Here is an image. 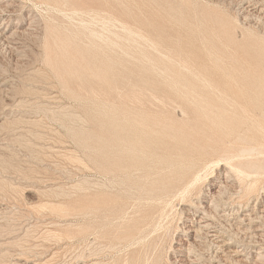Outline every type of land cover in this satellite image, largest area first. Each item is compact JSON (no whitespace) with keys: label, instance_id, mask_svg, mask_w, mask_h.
I'll list each match as a JSON object with an SVG mask.
<instances>
[{"label":"rangeland","instance_id":"rangeland-1","mask_svg":"<svg viewBox=\"0 0 264 264\" xmlns=\"http://www.w3.org/2000/svg\"><path fill=\"white\" fill-rule=\"evenodd\" d=\"M67 1L0 0V264H264V0Z\"/></svg>","mask_w":264,"mask_h":264},{"label":"bare ground","instance_id":"bare-ground-1","mask_svg":"<svg viewBox=\"0 0 264 264\" xmlns=\"http://www.w3.org/2000/svg\"><path fill=\"white\" fill-rule=\"evenodd\" d=\"M64 2H65V5H68V1L67 0H63ZM261 1V0H260ZM13 2V1H12ZM17 2V1H16ZM1 3V2H0ZM8 3V2H7ZM6 3V4H7ZM18 3V2H17ZM16 3V4H17ZM261 3H263V2H261ZM19 4V3H18ZM8 5V4H7ZM262 5H264V4H262ZM1 7V6H0ZM2 8H4V7H2ZM260 9V8H259ZM262 9V8H261ZM4 10V9H3ZM2 9H1V11L0 12H2L3 11ZM5 12V11H4ZM11 12V11H10ZM30 12V11H29ZM57 13V12H56ZM76 14H78L77 12H75ZM2 15V14H1ZM9 15V14H8ZM6 19V18H5ZM13 20V19H12ZM104 20V19H103ZM103 20H101V21H103ZM263 20V19H262ZM5 21H7V20H5ZM117 21V22H116ZM10 22V21H9ZM104 22H108V23H111V24H113V25H116V23L120 26V28L122 29V31L123 32H125V33H127V35L128 36H131L132 34H135V32H133V31H131V28L129 27V25H127L126 23H124L123 21H120V20H104ZM108 24H104L103 26L104 27H106ZM243 25V24H242ZM12 26V25H11ZM264 26V25H263ZM3 27H2V25L0 26V31H1V33H0V35H6L5 33H6V30H7V26H6V28L4 27V29H2ZM13 28V27H12ZM12 30V29H11ZM15 30V29H14ZM27 30V29H26ZM17 31V30H16ZM105 31V30H104ZM104 31H97V30H92V35H93V37L95 38V39H99V40H101V41H103V40H106V41H108V42H110V43H116V44H118V40H115L114 38H111L108 34L107 35H105V32ZM8 32V31H7ZM28 32V31H27ZM17 34V33H16ZM115 34V33H114ZM13 35V34H12ZM11 35V36H12ZM25 35V34H24ZM8 37V36H7ZM6 37V38H7ZM115 37H118L119 39H121L122 38V36L121 35H116ZM105 38V39H104ZM15 39H17V38H15ZM2 40V39H1ZM5 40V39H4ZM10 41V40H9ZM9 41H7V42H9ZM7 42H5V43H7ZM3 43V42H2ZM11 43V42H10ZM13 43V42H12ZM9 45V44H8ZM13 47V46H12ZM14 49V48H13ZM110 75V74H109ZM106 76V75H105ZM178 114V113H177ZM179 116V115H178ZM174 118V117H173ZM186 128V127H185ZM187 135H189V134H187ZM128 144V146L129 147H131V148H133V150H134V152H135V150H141L142 148H140L139 147V145H140V143H139V140L136 142L135 141V139H132V140H129V142L127 143ZM125 146H126V144H125ZM127 147V146H126ZM186 149V148H185ZM255 149L254 148H250V149H248L246 152L247 153H249V154H251V153H253V151H254ZM109 160V159H108ZM186 160H187V158H186ZM172 161L173 162H171V164L170 165H184V160L182 159L179 163H177L178 161H176L175 159H172ZM191 163V162H190ZM221 164V163H220ZM107 166V165H106ZM219 166V165H218ZM222 166V165H221ZM222 168V167H221ZM208 170V169H207ZM213 170V169H212ZM221 170V169H220ZM228 170V169H227ZM238 172V171H237ZM226 174V173H225ZM239 174V173H238ZM201 175V174H200ZM228 175H230V174H228ZM228 175H226V176H228ZM223 176V175H222ZM222 176H221V178H222ZM111 177H113V176H111ZM199 179V175H196L195 177H193L192 179H190L189 180V183L186 185V187H187V189L188 188H191L192 186H193V184L197 181ZM218 179V178H217ZM93 180V179H92ZM229 180V179H228ZM200 181V180H199ZM222 181V180H221ZM81 182V181H80ZM230 182V181H229ZM253 182H254V180H253ZM198 183V182H197ZM235 183V182H234ZM250 183V182H249ZM248 183V184H249ZM217 184V183H216ZM225 185H226V183H224ZM237 184V183H236ZM215 185V184H214ZM250 185V184H249ZM221 186V185H220ZM91 187V186H90ZM229 187H231V186H229ZM223 189H224V187H222ZM227 188V187H226ZM225 188V189H226ZM248 188V187H247ZM225 191H227V190H225ZM220 192V191H219ZM218 191H217V193H219ZM222 192V191H221ZM215 193V192H214ZM224 193V192H223ZM50 194V193H49ZM216 194V193H215ZM222 194V193H221ZM220 194V195H221ZM48 195V194H47ZM185 195V194H184ZM189 195V194H188ZM214 195V194H213ZM225 195V194H224ZM44 196V195H43ZM94 196V195H93ZM217 196H219V195H217ZM227 196V195H226ZM240 196V195H239ZM200 197V196H199ZM225 197V196H224ZM215 199V198H214ZM223 199V198H222ZM212 200V199H211ZM226 200V199H225ZM208 202V201H207ZM210 202V201H209ZM215 203H216V201H214ZM214 202H212V203H214ZM220 202V201H219ZM222 202V201H221ZM57 203V202H56ZM197 203V202H196ZM199 203V202H198ZM197 203V204H198ZM214 203V204H215ZM61 204V203H60ZM203 204V203H202ZM207 204V203H206ZM217 204H218V202H217ZM205 205V204H204ZM212 205V204H211ZM210 205V206H211ZM221 205H222V203H221ZM54 206V205H53ZM197 206V205H196ZM200 206V205H199ZM198 206V207H199ZM208 206H209V204H208ZM209 206V207H210ZM216 206V205H215ZM214 206V207H215ZM201 207H203L202 205H201ZM211 207H213V205L211 206ZM230 207V206H229ZM200 208V207H199ZM204 208V207H203ZM219 208V207H218ZM201 209V208H200ZM232 209V208H231ZM230 209V210H231ZM70 210V209H69ZM204 209H202V211H203ZM208 210H209V208H208ZM224 210V209H223ZM262 210V209H261ZM75 211V210H74ZM210 211V210H209ZM260 211V210H259ZM46 212V211H45ZM199 212V211H198ZM213 212V211H212ZM53 213V212H52ZM210 212H208L206 209H205V211L203 212V214H209ZM225 213V212H224ZM68 214V213H67ZM74 214V213H73ZM198 214V213H197ZM211 214H214V213H211ZM231 214V213H230ZM248 214V213H247ZM250 214V213H249ZM255 216V215H254ZM208 215H203L202 217H200L199 218V220H197L196 221V224L194 225L195 227H197V231H198V233L202 230V229H205L207 232H208V234H209V232L211 231L209 228H211V223L208 221ZM253 217V216H252ZM262 217V216H261ZM41 218V217H40ZM250 219H253V218H250ZM257 219V218H256ZM259 219V218H258ZM249 220V219H248ZM193 221V220H192ZM214 224V223H213ZM216 224V223H215ZM157 228V227H156ZM216 228V227H215ZM248 228H249V226H248ZM259 228V227H258ZM264 229V228H263ZM189 230V229H188ZM191 230H193V227H192V229ZM249 230H252V229H249ZM261 230V229H260ZM190 231V230H189ZM205 231V232H206ZM256 231V230H255ZM194 232V231H193ZM254 232V231H253ZM211 233V232H210ZM252 233V232H251ZM156 234V233H155ZM195 235V234H194ZM206 235H207V233H206ZM211 235H214V234H211ZM202 236V235H201ZM215 236H217V235H215ZM221 236V235H220ZM196 237H197V235H196ZM195 237V238H196ZM198 237H200V235L198 236ZM197 237V238H198ZM210 237V236H209ZM212 238H213V236H211ZM223 237V236H222ZM56 238V237H55ZM199 239V238H198ZM252 239V238H251ZM196 240V239H195ZM212 240V239H211ZM221 240V239H220ZM227 240V239H226ZM199 241V240H198ZM205 242V241H204ZM219 242V241H218ZM224 242V241H223ZM254 242V241H253ZM195 243V242H194ZM217 243V242H216ZM230 243V242H229ZM142 245V244H141ZM189 245V244H188ZM190 245H191V243H190ZM192 245H193V243H192ZM191 245V246H192ZM203 245V244H202ZM220 245V244H219ZM184 246V245H183ZM186 246V245H185ZM192 247H195V246H192ZM218 247V246H217ZM229 247V246H228ZM227 247V248H228ZM184 248V247H183ZM182 248V249H183ZM188 248V247H187ZM191 248V247H190ZM201 248V247H200ZM226 248V249H227ZM185 249V248H184ZM192 249V248H191ZM199 249V248H198ZM194 250V249H193ZM223 250V249H222ZM188 251V250H187ZM196 251V250H195ZM193 252V251H192ZM220 252H221V250H220ZM259 252V251H258ZM224 253V252H223ZM89 254V253H88ZM87 254V255H88ZM122 254V253H121ZM190 254V253H189ZM188 254V255H189ZM225 254V253H224ZM118 255V254H117ZM187 255V254H186ZM186 255H185V257H186ZM192 255V254H191ZM259 255V254H258ZM262 255V254H261ZM195 256H196V254H195ZM198 256V255H197ZM196 256V257H197ZM204 256V255H203ZM220 256V255H219ZM184 257V258H185ZM188 257V256H187ZM190 257V256H189ZM196 257H192L193 259L194 258H196ZM213 257V256H212ZM221 257V256H220ZM219 257V258H220ZM224 257V256H223ZM222 257V258H223ZM262 257V256H261ZM214 258V257H213ZM212 258V259H213ZM221 258V259H222ZM259 258V257H258ZM188 259V258H187ZM186 259V260H187ZM200 259V258H199ZM199 259H198V262H200L199 261ZM183 260H185V259H183ZM182 260V261H183ZM189 260V259H188ZM202 260V259H201ZM222 260H224V259H222ZM21 261V260H20ZM191 262H193V264H195V262H194V260L192 261V260H190ZM189 261V262H190ZM227 261V260H226ZM232 261V260H231ZM16 262V261H15ZM18 262V261H17ZM81 262V261H80ZM185 262V261H184ZM188 262V261H187ZM220 262V261H219ZM224 262V261H223ZM237 262H238V260H237ZM186 263V262H185ZM23 264H25V263H23ZM189 264H191V263H189ZM238 264V263H237Z\"/></svg>","mask_w":264,"mask_h":264}]
</instances>
